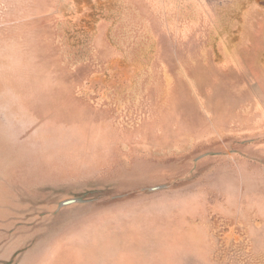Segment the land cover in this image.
<instances>
[{
  "label": "rangeland",
  "instance_id": "1",
  "mask_svg": "<svg viewBox=\"0 0 264 264\" xmlns=\"http://www.w3.org/2000/svg\"><path fill=\"white\" fill-rule=\"evenodd\" d=\"M0 264H264V0H0Z\"/></svg>",
  "mask_w": 264,
  "mask_h": 264
}]
</instances>
